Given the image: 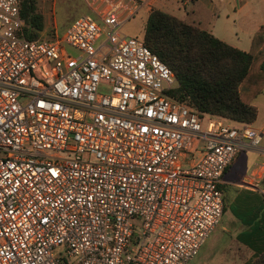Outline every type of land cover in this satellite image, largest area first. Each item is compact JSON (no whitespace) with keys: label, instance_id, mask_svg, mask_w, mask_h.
Here are the masks:
<instances>
[{"label":"built area","instance_id":"2783aa9c","mask_svg":"<svg viewBox=\"0 0 264 264\" xmlns=\"http://www.w3.org/2000/svg\"><path fill=\"white\" fill-rule=\"evenodd\" d=\"M151 1L86 0L32 40L0 0V264H189L220 223L223 175L264 132L168 94L172 70L120 30Z\"/></svg>","mask_w":264,"mask_h":264},{"label":"trees","instance_id":"16d2710c","mask_svg":"<svg viewBox=\"0 0 264 264\" xmlns=\"http://www.w3.org/2000/svg\"><path fill=\"white\" fill-rule=\"evenodd\" d=\"M20 7L24 35L43 39L40 33L45 30V16L38 0H20ZM141 40L175 75L177 86L168 92L174 100L204 120L256 121L258 108L253 100L264 91V24L253 35L250 49L244 51L208 30L152 7ZM257 264H264V252Z\"/></svg>","mask_w":264,"mask_h":264},{"label":"crops","instance_id":"0c3cea01","mask_svg":"<svg viewBox=\"0 0 264 264\" xmlns=\"http://www.w3.org/2000/svg\"><path fill=\"white\" fill-rule=\"evenodd\" d=\"M176 3L152 0V7L185 19L244 51L250 49L253 35L264 24V0H211L207 8L213 19L208 22L202 0L183 3L191 5L185 16L179 15ZM152 7H144L147 18ZM241 44L246 47H239ZM263 152L262 144L258 150L241 152L225 171L221 221L189 264H257L264 252V177L253 181L249 174L264 160Z\"/></svg>","mask_w":264,"mask_h":264},{"label":"rangeland","instance_id":"374dc122","mask_svg":"<svg viewBox=\"0 0 264 264\" xmlns=\"http://www.w3.org/2000/svg\"><path fill=\"white\" fill-rule=\"evenodd\" d=\"M183 1L184 0H175V2H177V7L180 9L181 14L179 15L181 16H185L183 15L185 10H189L191 8V5H184ZM210 1L211 0H202L207 22L208 20L212 21L213 19L212 13H210V10L207 8V5L210 3ZM38 4L43 14L44 12L46 13L45 30L40 33V36L43 38H52L57 33L60 34L66 30L70 23L79 16L86 13H93L90 7L87 5L86 0H38ZM149 6H153L152 1ZM146 22V8H142L136 13V15L126 21L120 27V30L128 37H136L141 39L145 31ZM103 39L104 37H102L98 43ZM239 47L244 48L246 46L241 44ZM72 51L73 50L70 49V52ZM253 104L258 108V117L252 124V127L260 129L264 132V91L253 100ZM262 145H264V135Z\"/></svg>","mask_w":264,"mask_h":264}]
</instances>
